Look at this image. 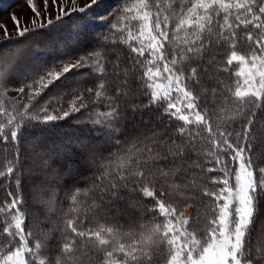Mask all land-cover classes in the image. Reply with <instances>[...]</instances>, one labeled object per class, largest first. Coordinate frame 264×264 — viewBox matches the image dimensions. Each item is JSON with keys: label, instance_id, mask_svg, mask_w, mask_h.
I'll list each match as a JSON object with an SVG mask.
<instances>
[{"label": "snow or ice", "instance_id": "obj_1", "mask_svg": "<svg viewBox=\"0 0 264 264\" xmlns=\"http://www.w3.org/2000/svg\"><path fill=\"white\" fill-rule=\"evenodd\" d=\"M173 3L165 0L162 7V0H117L118 10H113L106 0H91L86 6L91 14L77 17L78 31L69 38L71 44L65 42L70 50L42 68L33 64L26 69L16 62V41L8 39L5 29L6 42L0 43V145L12 151L0 178L12 186L0 200V264H87L84 258L91 260L93 252L99 254L98 264H157L160 258L162 264H264V0H185L174 8ZM32 10L41 16L34 5ZM80 11L86 13L85 8ZM57 12L55 20L32 23L49 31L61 28L70 13L61 6ZM13 19L17 35L25 36L29 29L21 30ZM117 32L129 47L130 66H122L117 53L106 70V57L97 45ZM241 40L248 51L237 48ZM220 52L224 55L217 59ZM137 67L140 72L133 75ZM220 72L232 77V86L224 85L227 95ZM88 75H93L92 86L75 91V78ZM109 79L112 95L106 89ZM11 85L27 97L22 110L16 107L20 100L5 105L3 93ZM50 86L60 91L29 112L32 101ZM218 89L223 99L210 113L207 103L200 102L202 93L216 97ZM65 91L74 92L66 106L61 103ZM138 92L148 98L146 103L137 102ZM88 98L93 104L104 103L105 110L93 109L89 119L107 136L120 132L125 113L131 118L143 109L154 110L143 113L150 120L158 111L168 123L163 135L153 127L150 136L123 143L117 139V151L109 157L97 159L92 146L79 140L78 147L66 145L47 154L21 153L31 122L65 120L87 108ZM234 120L240 121L239 130L228 126ZM53 156L61 171L73 176L80 174L77 169L97 168L88 189L69 194L70 212H79L78 198L91 192L89 208L127 212L135 202L152 214L151 221L140 224L139 231H125L104 223L85 228L83 219L67 217L49 259L42 251L47 234L25 223L27 184L22 193L21 170L36 157L42 169ZM174 195L182 198V206ZM55 196L54 190L47 199L39 190L35 193L49 207ZM204 197L203 228L189 227L192 218L185 216L184 208ZM142 199L149 203L141 205ZM198 222L199 217L193 220L194 225Z\"/></svg>", "mask_w": 264, "mask_h": 264}, {"label": "trees", "instance_id": "obj_2", "mask_svg": "<svg viewBox=\"0 0 264 264\" xmlns=\"http://www.w3.org/2000/svg\"><path fill=\"white\" fill-rule=\"evenodd\" d=\"M164 2L165 0H162V7L164 6ZM184 2L185 0H175V3H173L171 7L174 8ZM106 3L109 7H113V10H118L117 0H106ZM85 14L90 15L91 9H86V13H82L80 10L70 13L69 16L64 18L63 27L61 28H56L52 31H49L48 28H35L29 30L23 37L9 38L12 41H16L14 45L17 52L16 62L22 63L26 69H29L33 64L42 68L57 56H61L64 51L70 50L65 48V42L68 44L72 43L69 38L75 37L78 31L77 25L81 23L77 20V17ZM130 23L134 25L136 22L131 21ZM99 31L108 34L111 30L100 29ZM120 37L121 34L117 32L112 39L104 41L102 45H97V50L100 51L101 56L106 57V70L110 67L108 61L117 55V53L120 55V59L123 62L122 66H130L127 59L129 47L121 41ZM4 42H6V40L0 43ZM133 43L135 42L133 41ZM57 46H59V52L57 51ZM237 48L241 51H248V45L243 40L238 42ZM77 54L76 52L71 53L72 56H76ZM223 55L224 53L220 52L217 59H220ZM63 58L67 59L68 57ZM84 71H87V69H84ZM139 72L140 70L138 67L132 69L133 75H138ZM30 75H34V73H30ZM219 76L223 81L221 88H224V85L229 87L232 86L233 81L229 74L220 72ZM28 82H31V80L29 79ZM93 82V75L77 76L73 81V84L76 86L75 91H83L91 87ZM110 83L111 81L109 79L106 83V89H109L108 95H112ZM137 83H139V81H137ZM15 87V85H11V90L3 93V99L5 100L6 106L9 101L20 100V104L16 105V107L22 110L23 105L27 102V97L21 93H18L16 97L10 96L9 92H18L15 90ZM205 88H207V83L205 84ZM27 91L28 89L26 88L25 92L27 93ZM57 91L60 90L55 89V86H50L49 89L45 90L32 101L28 111L33 112L38 110L42 102L47 100L50 94H54ZM71 94H74V92L69 93L65 91L61 103L66 106V102L70 99ZM224 95H227L226 88H224ZM88 99L89 104L87 108L82 109L78 113H73L65 120L50 122L48 124H41L35 121L31 122L30 126L27 127V140L22 142L21 153L23 154V152L27 150L29 153L40 152L41 154H47L56 150H64L66 145L78 147L77 141L79 140L84 144L92 146L93 150L97 153V159L101 156L109 157L111 152L117 151V146L115 145L117 139H120L123 143L128 140H135L136 137H143L144 134L150 136L149 129L153 127L159 129L160 135H163V125L168 123V118L159 114L158 111L150 120L149 117L143 115V113H151L154 110L143 109L140 113L135 114L131 118H128L125 113V118L119 123L120 132L113 136H107L99 126H94L89 119V113L93 109H99L100 111L105 110L104 103L97 102L93 104L91 98ZM136 99L137 102L146 103L148 98L138 92ZM222 99L223 97L219 95L218 89L216 97L211 96L207 91L203 92L200 102L201 104L206 102L209 112L211 113L217 105L221 103ZM119 103L123 111L124 102L120 101ZM51 106V103H49L48 107ZM257 116H260L259 110L257 111ZM172 123L176 122L173 121ZM239 123V120L229 121L228 126L231 130L236 131L239 130ZM7 131L8 129L6 128L5 132L7 133ZM11 151L12 150L9 149L6 152L4 146L0 145V170H3L5 157L11 158ZM261 156L264 157V152L261 153ZM56 161L57 157L53 156L48 166L41 169L39 167V157H36L34 161H26L25 166L21 170L22 193L24 192V185L27 184L25 199L28 201V204L25 207L26 214L29 218L26 219L25 223L33 228L34 231L47 234L45 238L46 246L42 251L49 259L55 255V246L59 242L61 236L60 229L63 226V220L67 217L76 216L83 219V226L85 228L96 227L98 224L104 223L107 225H120L125 231H139L140 224H147L151 221L152 214L141 206L135 205V202L129 205L127 212L118 211L113 213L109 212L107 209L101 211L99 208H89V204L91 203L89 199L92 195L91 192L89 193V197L81 195L78 198L82 201L79 212H70L69 208L71 206V201L68 198L69 194L76 188L88 189L91 186V181L97 174V168L95 165H90L87 168L77 169L80 174L73 176L67 172H62L59 163ZM28 164H31V169L27 167ZM218 174L219 173H211L209 175ZM11 186L12 185L5 182V179L0 178V200L6 198V191ZM157 187H159L158 181ZM39 188L42 190L40 192H42L44 199H47L48 191L54 190L56 192L55 203L51 207L41 200L36 199L35 193L37 190H40ZM173 199L182 206L183 200L181 197L174 195ZM207 199V197H204L203 200L192 202L191 206L184 208V214L188 210L190 212L189 217L192 218L189 220V227L195 226L197 228H203L205 223L204 217L206 215L203 201ZM148 203L149 201L147 199L141 200V205H146ZM197 217H199V222L194 225L193 220ZM200 234L203 235V232ZM76 239L79 244L80 238ZM85 250L88 251V248L86 247ZM91 254L93 257L91 260H88L87 257L84 258L87 264H98L99 254H95L94 252ZM157 264H162V258L157 261Z\"/></svg>", "mask_w": 264, "mask_h": 264}, {"label": "rangeland", "instance_id": "obj_3", "mask_svg": "<svg viewBox=\"0 0 264 264\" xmlns=\"http://www.w3.org/2000/svg\"><path fill=\"white\" fill-rule=\"evenodd\" d=\"M91 2V0H75L73 4L72 0H48V8H44V0H0V42L6 40L5 29H7V37L16 38L20 37L17 35L16 23L14 22V17L19 21L21 30L27 28L29 30L37 28L36 25L32 23L36 20L37 24L41 23L43 18H49L55 20V16L58 14L57 6L63 7L65 11L73 13L81 8H86V6ZM40 12L41 16L37 17L32 10V6ZM75 9V10H73ZM19 92H9V95L16 97ZM39 191H42L39 188ZM42 193V192H41ZM189 211L185 213L186 217H189Z\"/></svg>", "mask_w": 264, "mask_h": 264}]
</instances>
